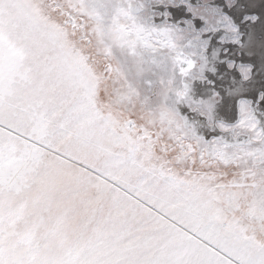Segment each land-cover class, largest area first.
<instances>
[{
    "label": "snow or ice",
    "instance_id": "1",
    "mask_svg": "<svg viewBox=\"0 0 264 264\" xmlns=\"http://www.w3.org/2000/svg\"><path fill=\"white\" fill-rule=\"evenodd\" d=\"M0 264H264V0H0Z\"/></svg>",
    "mask_w": 264,
    "mask_h": 264
}]
</instances>
